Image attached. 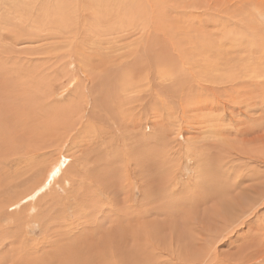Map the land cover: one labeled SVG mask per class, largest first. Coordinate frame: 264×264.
<instances>
[{
    "label": "rangeland",
    "instance_id": "1",
    "mask_svg": "<svg viewBox=\"0 0 264 264\" xmlns=\"http://www.w3.org/2000/svg\"><path fill=\"white\" fill-rule=\"evenodd\" d=\"M0 264H264V0H0Z\"/></svg>",
    "mask_w": 264,
    "mask_h": 264
},
{
    "label": "bare ground",
    "instance_id": "2",
    "mask_svg": "<svg viewBox=\"0 0 264 264\" xmlns=\"http://www.w3.org/2000/svg\"><path fill=\"white\" fill-rule=\"evenodd\" d=\"M250 124H251V123H250ZM212 126H213V125H212ZM217 132H218V131H217ZM219 159H220V158H219ZM203 166H204V165H203ZM52 170H53V169H52ZM52 176H53V175H52ZM227 192H228V191H227ZM238 194H239V193H238ZM227 195H228V194H227ZM225 196H226V195H225ZM225 196H224V197H225ZM214 204H215V203H214ZM223 206H224V205H223ZM219 208H220V207H219ZM180 236H181V234H180Z\"/></svg>",
    "mask_w": 264,
    "mask_h": 264
}]
</instances>
